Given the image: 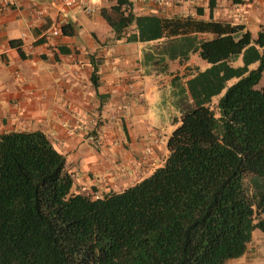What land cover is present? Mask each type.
Listing matches in <instances>:
<instances>
[{
  "label": "trees",
  "instance_id": "16d2710c",
  "mask_svg": "<svg viewBox=\"0 0 264 264\" xmlns=\"http://www.w3.org/2000/svg\"><path fill=\"white\" fill-rule=\"evenodd\" d=\"M129 6L117 0L115 17L102 15L116 39L142 21V34L212 35L186 43L209 68L186 81L190 102L167 155L148 177L92 198L71 192L65 159L42 132L0 134V264H225L245 253L254 231L264 233V88L256 89L264 27L252 40L242 25L136 18ZM239 55L241 65L230 66ZM95 74L93 66L94 85ZM230 79L214 116L208 104Z\"/></svg>",
  "mask_w": 264,
  "mask_h": 264
},
{
  "label": "crops",
  "instance_id": "0c3cea01",
  "mask_svg": "<svg viewBox=\"0 0 264 264\" xmlns=\"http://www.w3.org/2000/svg\"><path fill=\"white\" fill-rule=\"evenodd\" d=\"M116 1L88 0L93 12L86 15L78 7L60 10L50 0H0V134L42 132L65 159L71 192L83 190L92 198L139 182L167 155L168 135L159 140L148 118L144 77L161 71L175 93L186 95V81L209 68H199L197 53L185 51L186 43L193 48L210 34L167 39L160 29L142 34V21L116 39L102 18L115 17ZM156 1L129 0V11L136 18L242 25L252 40L264 27V0ZM62 26L67 35L60 33ZM127 36L136 41H125ZM238 60L240 55L230 66Z\"/></svg>",
  "mask_w": 264,
  "mask_h": 264
},
{
  "label": "rangeland",
  "instance_id": "374dc122",
  "mask_svg": "<svg viewBox=\"0 0 264 264\" xmlns=\"http://www.w3.org/2000/svg\"><path fill=\"white\" fill-rule=\"evenodd\" d=\"M182 60L185 61L183 58ZM197 62L199 68L203 70L202 67L205 65V62L198 57ZM240 65L241 61L238 60L232 67ZM255 67L256 65H252L249 69H255ZM167 76L165 73L157 71L144 77L146 99L149 106L148 118L152 127L159 133L158 137L162 142L165 140L166 135L169 136L179 126V118L184 106L190 102L187 94L186 96H181L177 90L176 93L173 91L174 86L170 84L171 82L169 83V76ZM235 81V79L228 80L224 85V89L218 95L211 98L208 107L214 116H218V110L216 108L217 100L223 95L225 89ZM156 85L158 89L155 91L153 89L157 87ZM261 88H264V70L259 83L256 85V89ZM182 97H186V99ZM161 165L159 164L157 168L161 167ZM151 173L145 174L142 179L148 177ZM225 264H264V233L254 231L250 242L246 246L245 253L237 259L226 261Z\"/></svg>",
  "mask_w": 264,
  "mask_h": 264
},
{
  "label": "built area",
  "instance_id": "2783aa9c",
  "mask_svg": "<svg viewBox=\"0 0 264 264\" xmlns=\"http://www.w3.org/2000/svg\"><path fill=\"white\" fill-rule=\"evenodd\" d=\"M51 4L60 10H68L73 7L80 8L86 15H89L93 12V9L89 7L88 0H50ZM102 1V0H99ZM144 1V0H141ZM151 2H157L156 0H150ZM35 14L37 17H41L44 14V11L42 9H38L35 11ZM51 34L53 36L58 35L57 30L51 31ZM83 192V190H81Z\"/></svg>",
  "mask_w": 264,
  "mask_h": 264
}]
</instances>
